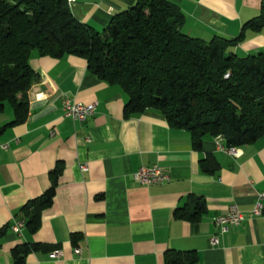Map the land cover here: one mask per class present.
I'll list each match as a JSON object with an SVG mask.
<instances>
[{"label":"crops","instance_id":"crops-1","mask_svg":"<svg viewBox=\"0 0 264 264\" xmlns=\"http://www.w3.org/2000/svg\"><path fill=\"white\" fill-rule=\"evenodd\" d=\"M69 1L73 14L97 31L137 2ZM169 1L184 16L185 34L206 41L242 36L230 50L240 56L264 51V28L247 25L260 15L263 0ZM30 64L36 78L25 121L11 124L10 105L0 112V143L10 144L0 150V264H14L13 249L24 244L40 246L26 264H167L174 251L195 252L196 264H264V203L261 214H253L264 192V135L235 146L236 154L217 136H206L196 148L191 133L170 126L158 110L126 117L125 91L90 72L84 58L34 50ZM65 99L95 102L96 111L75 120L64 114ZM207 158L211 170L202 165ZM154 164L169 182L136 181L140 167ZM59 165L53 203L31 232L25 208L39 205ZM195 198L205 201L201 215L176 218L177 208L197 210ZM231 203L245 218L222 232L213 218ZM19 221L21 233L13 229ZM214 235L219 243L213 246Z\"/></svg>","mask_w":264,"mask_h":264},{"label":"trees","instance_id":"trees-1","mask_svg":"<svg viewBox=\"0 0 264 264\" xmlns=\"http://www.w3.org/2000/svg\"><path fill=\"white\" fill-rule=\"evenodd\" d=\"M183 21L169 0H137L97 31L73 14L69 0H0V112L10 105L11 124L25 121L27 92L36 78L30 57L38 50L56 58H84L90 72L125 91L126 117L158 110L170 126L188 130L196 148L208 135H221L229 147L256 141L264 135V51L240 56L230 49L242 36L206 41L185 34ZM247 25L264 28V0L260 15ZM202 165L211 170L212 159ZM62 169L59 165L51 173L39 205L25 208L31 232L40 228L41 210L53 203ZM194 201L195 212L188 204L177 208L175 217L201 215L205 201ZM39 248L15 247L14 264H26L28 254ZM196 261L193 251L167 256V264Z\"/></svg>","mask_w":264,"mask_h":264},{"label":"built area","instance_id":"built-area-1","mask_svg":"<svg viewBox=\"0 0 264 264\" xmlns=\"http://www.w3.org/2000/svg\"><path fill=\"white\" fill-rule=\"evenodd\" d=\"M75 1V0H74ZM226 76H229L227 74ZM63 111L66 116H69L75 120L84 121L89 116L93 115L96 111V103H84L80 101H72L70 99H65L63 102ZM218 142H220L223 137L221 135L217 136ZM10 147L8 142L0 143V150H6ZM224 148V147H223ZM228 151L232 154H236L237 150L235 147H229ZM88 168L87 164L82 166L83 170ZM134 178L136 181L142 184H154V183H167L171 180L170 175L164 170L163 167L154 164L150 166H142L140 167L134 174ZM259 200L256 203L253 214L260 215L262 206L264 203V192L258 194ZM245 218L244 212L239 208L236 203H231L228 206L227 212L221 215H217L213 218L215 224H217L222 232H226L230 226L238 225ZM23 222L19 221L13 226V229L16 232L21 233ZM211 245H217L219 243V237L214 235L210 238ZM76 253H80V249H75ZM55 256L61 255L60 250L54 251Z\"/></svg>","mask_w":264,"mask_h":264},{"label":"rangeland","instance_id":"rangeland-1","mask_svg":"<svg viewBox=\"0 0 264 264\" xmlns=\"http://www.w3.org/2000/svg\"><path fill=\"white\" fill-rule=\"evenodd\" d=\"M103 30V29H102Z\"/></svg>","mask_w":264,"mask_h":264}]
</instances>
